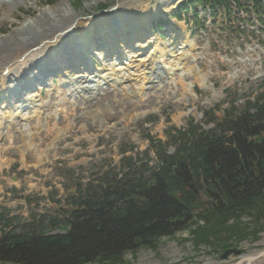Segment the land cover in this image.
Instances as JSON below:
<instances>
[{
    "label": "rangeland",
    "instance_id": "1",
    "mask_svg": "<svg viewBox=\"0 0 264 264\" xmlns=\"http://www.w3.org/2000/svg\"><path fill=\"white\" fill-rule=\"evenodd\" d=\"M158 1L161 0H127L125 7L137 12L150 9L154 14H159L164 8L167 13H173L185 0L156 7ZM46 2L27 0L9 18H3L7 5L0 8V38L46 9L70 5L82 20L96 23L102 17L112 15V9L119 6L118 0H82L81 5L75 0H57L48 7L44 6ZM103 4L109 8L99 12V6ZM199 12L203 18L205 14L200 9ZM235 12L237 16L229 21L219 17L211 20L206 16L204 31L194 24L187 25V22H179L174 27L171 23L167 24L170 30L164 29V33L175 38L167 37L163 43L171 44L174 50L167 47L170 56L165 57L166 62L163 60L161 64L168 70L175 66L180 72L176 71L173 81L165 82L159 89L144 90L141 103L136 98L129 99L113 92L108 86L99 103H87L70 93V87H67L75 77L73 68H65L53 84L48 83L41 95L36 91L26 96V104L13 103L11 108L7 104L10 102L0 99V106H4L3 111L7 115L0 127V207L8 209L11 216L23 219L48 210L52 213L53 204L51 206L49 198L63 202L66 189L75 185L79 178L104 171L109 164L119 167L122 148L134 146L135 150L128 156L141 160L145 153H149L154 166L156 160L150 151L147 136L165 140L170 126L185 128L191 118L201 124L203 113L215 105L234 99L240 106L248 97L254 99L264 91V26L255 16L244 11ZM166 17L165 20L169 16ZM158 18L150 17V24ZM184 18L192 17L187 13ZM153 31L156 34V29ZM150 38L152 42L155 39V43L148 45L150 50L142 52V56L156 54L149 57L154 61L159 57L156 44L160 40L157 36ZM123 43L119 44L126 54L124 60L119 59L120 54L115 52L117 49L112 55L101 53L98 47L87 53L95 74L110 77L113 72H120V76L124 77L128 73H137V68H134L138 63L132 61L139 59H130L136 52L124 47ZM143 43L147 45L144 40L141 44H133L134 48H141ZM127 63L129 65L125 66ZM128 67L131 70H127ZM189 69L191 71L182 78L181 87L177 77ZM209 72L214 75H209ZM261 72L263 76L259 77ZM233 75H236L235 78L230 79ZM107 103L110 105L106 107ZM39 105L44 106L40 115L36 112ZM28 106L30 109L26 111ZM25 197L33 199L29 203L24 200ZM249 223V219L243 220L244 225ZM216 249H196L190 235L182 233L175 238L162 239L155 250L144 249L135 255H128L126 261L128 264H236L241 259L230 255L223 260ZM232 249L243 250L242 257L258 256L264 252V233L257 240L244 242L239 248ZM254 264H264V255Z\"/></svg>",
    "mask_w": 264,
    "mask_h": 264
},
{
    "label": "trees",
    "instance_id": "2",
    "mask_svg": "<svg viewBox=\"0 0 264 264\" xmlns=\"http://www.w3.org/2000/svg\"><path fill=\"white\" fill-rule=\"evenodd\" d=\"M245 3L264 16V0L186 2L195 16L200 5L228 18L231 6L248 11ZM204 118L211 129L189 120L185 129L170 127L165 141L148 136L154 166L147 154L145 161L124 157L119 168L69 188L64 203L54 202L55 215L24 221L0 208V264H128V255L182 233L219 255L257 240L264 233V93Z\"/></svg>",
    "mask_w": 264,
    "mask_h": 264
},
{
    "label": "bare ground",
    "instance_id": "3",
    "mask_svg": "<svg viewBox=\"0 0 264 264\" xmlns=\"http://www.w3.org/2000/svg\"><path fill=\"white\" fill-rule=\"evenodd\" d=\"M25 1L27 0H0V8L7 5V10L4 13L3 18L11 17L13 14L12 12ZM118 1L119 6L112 9L113 14L102 17L99 22L96 23L82 20L80 15H78L70 5L69 7L62 6L61 8H50L41 11L34 18L26 20L18 27L12 29L9 35L1 37L0 96L4 97L5 100H8V96H10L14 90L22 87L28 82L30 85L29 89L31 90V87L37 85V82H42V80H44L43 78L48 74L49 70H56L58 67L64 68L65 66H73L76 68L83 66L82 62L85 64L86 60L89 59L86 58L85 52L89 49L87 47L90 46L80 47V45L82 43L89 45L100 36L108 37L104 35L106 32H104L103 28H105V26L103 25L109 26H107L108 31H115L118 26L121 27L118 34L112 38L106 39V42H113L114 44L112 45L114 47H111L112 45L107 46L106 44V49L103 47L97 48L101 49L100 52L105 53V55H112L115 49L121 50L123 47L119 43L127 38H129L131 42L130 44H126L125 47L129 50L133 49L132 44L139 40L137 38H142L143 40L145 38L148 39V36L151 35H148L149 33L146 32L150 27L148 20L151 16L157 13L155 12L154 14L153 10L150 9H145L142 12L127 9L125 7L127 5L125 1L127 0ZM177 1L181 0H161L157 2L156 7H163ZM163 9L160 12H163ZM154 11H156V9H154ZM152 43L155 42L153 41ZM156 45L159 50L158 59L159 61H162L161 59H164L170 51L164 46V44H161V42H157ZM160 45H163L164 47L160 49ZM110 47L113 51H109ZM155 55L156 54H150L147 57ZM125 57L126 54L123 50V54H121L119 59L124 60ZM85 66H88V64H85ZM143 67L144 71L141 78H136L139 82L137 85L136 83H132L130 78L126 77H99L91 71L90 67H88L87 69L85 68L81 70V73L72 80L70 85L68 84L70 87V90H68L71 91L72 89L73 93L82 96L86 101L97 100L99 103V96L105 89L104 87L112 85V88H119L123 97L131 98L134 96V98L138 99V102L140 103L142 100L141 93L144 89V84L148 85L149 90H155L159 88L160 81H164L168 78L167 75H171L168 73L166 74L167 68L158 65L157 61H151ZM190 71V69L185 70L184 74L181 73L177 77V80L181 83V87H183V76ZM235 76H231L230 79H234ZM35 80H37V82H34ZM172 81L173 80H171V82ZM186 87L188 86H185V88ZM39 88L40 87H38V89ZM188 88L191 87L189 86ZM27 94V92L21 90L17 97L20 95L25 96ZM11 102L13 103L14 99L11 100ZM109 105L110 103H108L106 107ZM1 107L4 109L3 106ZM42 109H44L43 106L37 110L39 115L41 114ZM0 113H3V111L1 110ZM2 121L3 117L0 116V126ZM244 257L248 258L253 256ZM250 264H254V261Z\"/></svg>",
    "mask_w": 264,
    "mask_h": 264
},
{
    "label": "water",
    "instance_id": "4",
    "mask_svg": "<svg viewBox=\"0 0 264 264\" xmlns=\"http://www.w3.org/2000/svg\"><path fill=\"white\" fill-rule=\"evenodd\" d=\"M244 253L243 250H231V251H227L222 259L223 260H227L229 258L230 255H234L235 257H238V256H241L242 254ZM264 255V252L260 253L258 256L256 257H253V258H247V259H243L241 261H239L237 264H250L252 263L253 261H255L256 259H258L259 257L263 256Z\"/></svg>",
    "mask_w": 264,
    "mask_h": 264
}]
</instances>
